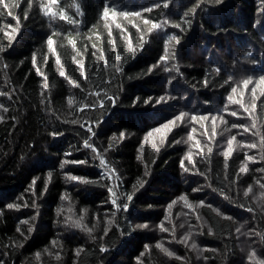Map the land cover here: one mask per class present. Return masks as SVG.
<instances>
[{
	"label": "trees",
	"instance_id": "trees-1",
	"mask_svg": "<svg viewBox=\"0 0 264 264\" xmlns=\"http://www.w3.org/2000/svg\"><path fill=\"white\" fill-rule=\"evenodd\" d=\"M42 4L55 15H45ZM106 6L109 17L102 18ZM61 11L66 19L60 18ZM112 11L141 15L113 19ZM145 20L168 23L149 34L151 25ZM17 23L18 34L9 43L6 33ZM50 35L55 55L47 47ZM171 35L180 43L169 46L166 53L165 41ZM129 38L134 56L128 51ZM0 48L6 49L0 53V264H194L192 252L182 245L180 253L188 260L167 262L161 249L150 244V230L137 227L160 219L163 207L182 195L206 203L199 209L206 223L199 237L208 244L204 252L208 261L232 264L240 259L235 230L245 220L257 230L264 252V172L258 171L264 169V83H259L264 75V0H56L54 4L3 0ZM162 55L169 59L158 64ZM57 56L64 77L59 75ZM76 61L83 62V77ZM174 64L179 72L171 70ZM116 67L122 71L116 72ZM249 78L252 82L244 87L243 80ZM229 95L248 110L229 104ZM105 96L116 98V103ZM161 96L175 99L157 105ZM172 110L188 113L186 119L217 116L223 122L212 138L207 130L213 127L210 118L190 120L200 131L193 134L199 149L187 148L189 129L179 127L155 152L147 134L173 117ZM233 111L238 115L232 116ZM121 132L126 134L123 140ZM230 136L240 141L239 151H233L225 169L222 153ZM89 137L107 168L100 164V156L84 147ZM190 151L195 167L186 159ZM246 154L255 156L249 161ZM65 160L86 163H67L61 169ZM182 160L188 172L181 167ZM241 163L247 172L240 171ZM49 172L53 175L45 187ZM66 174L90 182L71 181ZM139 179L146 181L143 187L138 186ZM253 185L263 202L260 207L248 191ZM132 193L129 203L125 194ZM64 195L69 199L62 200ZM113 199L129 203L128 209L118 210ZM8 204L20 207L9 209ZM81 216L85 227L73 226ZM68 217L72 219L66 223ZM102 246L107 250L101 252Z\"/></svg>",
	"mask_w": 264,
	"mask_h": 264
},
{
	"label": "snow or ice",
	"instance_id": "snow-or-ice-1",
	"mask_svg": "<svg viewBox=\"0 0 264 264\" xmlns=\"http://www.w3.org/2000/svg\"><path fill=\"white\" fill-rule=\"evenodd\" d=\"M0 3H3V0H0ZM49 3H50V4H54V3H56V0H49ZM30 4H31V0H30ZM164 6L167 7L168 5L165 4ZM41 10L43 11V13H44L45 15H49V14L55 15V13H53V9H52L51 7L45 6V5H43V4L41 5ZM151 10H152V9H145V11H151ZM193 11H195V10H193ZM109 13H110V9H109L108 6H106V7L103 9L102 18H108V17H109ZM9 15H11V13H9ZM117 15H120V16H123V17H126V18H127V17H130V16H131V17H139V16L141 15V13H140V12H132V13H129V12H126V11H125V12H120V13H117V12H115V11H112V12H111V16L113 17V19H114ZM60 18H61V19H66L65 15H64V13H63V11H61V13H60ZM70 22H71V21H70ZM144 22H145V24H150V25H151V27H149V28L147 29V32H148L149 34L153 33L155 30L163 29V28H164V25L168 23L167 20H165L163 23H155V22H152V21H149V20H145ZM134 26H135V25H134ZM174 26H175V27H178V28L180 27L179 24L174 25ZM9 27H11V26H9ZM116 27H117V28H120L121 25H120V24H116ZM18 31H19V23H17V26H16L15 28L12 29V32H11V33H6V35H8V37H9V43H11V42L15 39V35L18 34ZM54 35H55V33H54ZM109 36H111V30H109ZM170 42H175V43H174V44H170ZM46 43H47V47H48V49H49V50L55 55V53H56V49H55V47H54L55 41L53 40V37H52L51 35L47 38ZM69 43L72 44L73 47H75V41L72 40L71 38L69 39ZM110 43L113 44V47H114V49H115V42H114V41H110ZM179 43H180V38H179L178 36H176V35H171V36H169V37H168V40L165 41V52H166V53L168 52V48H169V46H171L172 48H175L176 45H178ZM92 47L95 48L96 46H95V45H92ZM141 48H142V45H141ZM4 51H6V49H4V48H0V53H3ZM128 51L131 52V53L133 54V56H134L135 53H136V49L133 48V46H132V42H131V39H130V38H129V41H128ZM93 54L95 55V53H93ZM172 56H173V59H174V58H175V54L173 53ZM100 58H101V59L104 58V54H103V52H101V56H100ZM73 59L75 60V57H74ZM168 59H169V56H168V55H162V56L160 57V60L158 61V64H159V62L167 61ZM120 60H121V55H120L119 52H117V53H116V61L119 62ZM33 62H34V65H35V57H34ZM56 63H57V65H61V61H60V58H59L58 56H57V58H56ZM76 63H78V64L80 65V73H81V76L83 77V76H84V66H83V62H82V61H76ZM155 67H156V65H154L152 68H149L148 71H149V72H152V71H153V68H155ZM171 70H175V71L179 72V68H178V66L175 65V64L173 65V67H172ZM115 71H116V72H121L122 69H121L120 67H116V68H115ZM165 71H170V69H167V68H166ZM37 72H38V74L43 75L42 73L39 72V69H38V68H37ZM59 75H60L61 77H64V76H65V72H64V70H63V66H62V65H61V67H60ZM229 79H231V77H229ZM251 82H252L251 78L243 80V85H244V87H247ZM69 83L74 84L76 87H80V85L77 84V83H76L75 81H73V80H69ZM169 83H171V81H169ZM259 83H264V75L260 76V78H259ZM205 85H207V81H205ZM236 91H237L236 88H232V93H236ZM253 93H255V89H253ZM105 99L111 101L113 104L116 103V98H114V97L105 96ZM137 99H139V98H137ZM170 99H175V97H165V96H161L158 100H156L155 103H156L157 105H159V104H161V103H166V102H168V100H170ZM227 100H228L229 104H239L240 107L243 108L245 111L248 110V109L245 107V105H244L240 100H236V99H234L233 95H229V96L227 97ZM150 102H151V98H149V100H145V101H144V103H145L146 105L149 104ZM42 103H43V101H42ZM68 103H69L70 105L73 103V101H72L71 98H69ZM134 103H135V102H134ZM101 106H103V101H101ZM225 109H227V105H225ZM5 111H6V109H5ZM230 114H231L232 116H237V115H238L237 112H235V111L231 112ZM187 115H188V113L181 111V112H180L177 116H175L174 118L169 119L167 122H165V123L159 125V127H157V128H155V129H153L152 131H150V132L147 134V136H148V137H152V136H153V133H159V134H160V141H159V144H160V145H163V144L165 143V139H166L167 135H168L169 133H171L176 127H178V122H182L183 119H184V117L187 116ZM191 119H192L193 121H197V122H199V121L207 120V119H209V117H208V116H200V117H197V116L193 115V116L191 117ZM220 119H221V122H223V118L221 117ZM211 120H212L213 122H215V121L217 120V117H216V116H212V117H211ZM73 123H75V121H73ZM232 127H233V128H236V127H242L243 130H244L245 132L249 131V129H248L247 127L243 126V125H240V126L232 125ZM253 127H255V125H253ZM88 131H89L90 133H92L93 135H95V133L93 132L92 127H89V128H88ZM194 132H196V129H195V128H193V129L189 132V134H188V140H193V139H194V137H193V133H194ZM53 135H55V133H54ZM125 135H126V134H125L124 132H121V133L119 134V139H120V140H123L124 137H125ZM204 135H207V132H206V131H205ZM215 135H216V124L213 123L212 138H214ZM112 139L115 140L116 137L114 136ZM235 139H236L235 137H232V138H230V139L227 141V148H226V149L223 151V153H222V154H223V157H224L225 169H227V167H228V159H229V157L231 156V154H232L233 151H234V143H233V142L235 141ZM90 141H91V137H89V139H86V140L84 141V147L92 149L93 152H95L98 156H100V153L97 151V149L94 147V145H93ZM110 146H111V145H110ZM194 147L197 148V149H199V148L201 147L200 142L197 141L196 144L194 145ZM247 147H249V148H255L256 145H255V144H248ZM141 148H143V145H141ZM152 149H153V151H155V152H159V150H160L159 146H158L157 144H155V143L152 144ZM105 151H107V150H105ZM208 153H209V156H211L212 148H210V147L208 148ZM66 155H70V153H66ZM186 159H187V161H188L189 164H192V166L195 167V164L193 163V159H192V153H191V151L187 154ZM246 159L249 160V161H252V160H253V157H252V156H248V155L246 154ZM67 163L84 164V163H86V162L83 161V160H80V161H68V160H65V161H62V162H61V165H60L61 169H63L64 166H65V164H67ZM100 164H101V165H104V166L107 168V164H106V161H105V159H104L103 156H100ZM181 167L184 169L185 172H188V171H189V169H188L187 167H185L184 160L181 161ZM240 171H241V172H247L248 169H247V167L245 166V167L241 168ZM258 171L264 172V169H258ZM112 174H113V170L109 169L108 172H107L108 177L111 178ZM199 174H200L201 176H204V173H203V172H200ZM52 175H53L52 172H49V173L47 174L48 179L45 181V187H47V184L51 181ZM147 175H148V173L146 172V173H145V176H147ZM66 179H69V180H71V181H77V182H80V183H89V182H90V181L86 180V179L83 178V177H78V176L70 175V174H66ZM35 183H36V181L34 180V181H33V185H35ZM144 183H146V181L143 180V179H139V180L137 181V184H138L139 187H143ZM257 183H259V181H257ZM261 186L264 187V185H261ZM134 187H136V186H134ZM109 191L112 192V189L109 188ZM193 191H197V189H193ZM125 195H126V200L130 203V202L133 200L134 193H132V194H125ZM245 195H247V192L245 193ZM61 199H62V200H67V199H69V197H68L67 195H64V196L61 197ZM179 199L182 200V201H184V204H185L186 207H189V208L192 207V205L188 202V199H187L186 196H181ZM112 203H113L114 206H116V208H117L118 210H119L121 207H122L124 210H127L128 207H129V203H124V204L121 205V204H118V203H117V200H116V199H113V200H112ZM175 203H176V201H173V202H172V204H175ZM32 204H33V207L36 206V202H35V201H33ZM172 204H170L168 207L171 208V207H172ZM201 204H203V202H201ZM24 206H27V205H24ZM7 207H8L9 209H12V208H19L20 205H19V204H8ZM213 210L215 211V209H213ZM58 211H59V210H58ZM69 211H71V208H69ZM166 218H167V217H166ZM226 218L230 219V217H226ZM32 219L35 220V217H33ZM71 219H72L71 217H68V218L66 219L65 222L67 223V222H68L69 220H71ZM82 221H83V216H81L80 218H78V219L72 221L73 226H75V227H85V226L83 225ZM21 223H23V224H28L29 222H28V221H22ZM108 223H113V221L110 220V221H108ZM137 227H139V228H145V227H147V225H143V224H142V225H138ZM159 228H160V231H162V232H167V231H168V229L164 227L163 222H161V224L159 225ZM85 230L91 232V229H87V228H85ZM20 231H21V229H20V227L18 226V227H17V232H20ZM27 231H28L29 234H31V233L34 231V226H33V227H29ZM107 231H108V230H107V228H106V229H105V234H107ZM209 232H211V230H209ZM21 235H23V233H21ZM27 238H28L27 236L24 237L25 240H26ZM188 239H189V236H188V235H185L184 237L181 238V241H180V242L187 243V240H188ZM52 243L55 245L57 242H56V241H53ZM22 245H23V242H21V243H20L19 245H17V246H22ZM195 246H196V245L193 243L192 247H195ZM155 247L161 249V250L164 251V252H166L168 256H172V255H173L172 252H169L167 249L163 248V245L160 244L159 242L155 245ZM145 248L147 249V248H148V245H145ZM106 250H107V249L104 248L103 246L100 248V251H101V252H104V251H106ZM45 251H47V249H46ZM80 251H81V250L78 249V250H77V254H79ZM36 255H37V257H39V256H40V253H37ZM141 255H143V253H141ZM254 257H255V252H253V253L250 254L249 259L251 260V259H253ZM57 259H59V256H58V255H57ZM259 264H264V262H259Z\"/></svg>",
	"mask_w": 264,
	"mask_h": 264
},
{
	"label": "rangeland",
	"instance_id": "rangeland-1",
	"mask_svg": "<svg viewBox=\"0 0 264 264\" xmlns=\"http://www.w3.org/2000/svg\"><path fill=\"white\" fill-rule=\"evenodd\" d=\"M252 105V104H251ZM177 110H172L171 114L175 115L170 117L169 119L174 118L177 116L180 112H176ZM210 119L212 116H208ZM217 117V116H216ZM191 118V117H190ZM186 119V116L184 117L182 122H178V127H184L188 128L189 132L195 128L197 132H200L198 130V127L193 126V123L190 122V119ZM168 119V120H169ZM166 120L165 122H167ZM165 122L160 123L163 124ZM190 122L191 125L188 123ZM212 122L216 124V128L218 129L220 127V122L221 119L220 117H217V120L215 122ZM159 127V126H158ZM175 128V129H176ZM203 130V129H200ZM209 133H212L213 127L208 129ZM174 131V130H173ZM172 131V132H173ZM204 131V130H203ZM169 133L165 139V143L168 141H171V136L173 133ZM220 132V131H219ZM189 134V133H188ZM194 134V133H193ZM218 134V130H216V135ZM215 135V136H216ZM220 137L223 136L222 134L219 135ZM194 139L193 140H186V146L190 150L196 149L194 145L198 141L195 139V136L193 135ZM210 137V136H209ZM232 138L230 136L226 140V146L223 147V149L227 148V141ZM146 139L150 142V145L152 146L153 143L157 144L160 146L159 141H160V134L159 133H153L152 137H146ZM212 140V139H211ZM221 140L219 141V146L222 148V143ZM184 142V139H183ZM238 142L239 140L235 139L234 143V150L239 151L238 149ZM256 152V150H255ZM255 155H253L254 158ZM257 158V157H255ZM242 166L244 167L246 164L241 163ZM248 191L251 193L253 196V199L255 200L256 204H259V207L263 205V202L261 198L259 197L257 188L253 185L249 187ZM184 196V195H182ZM173 201H176L175 204H172ZM188 202L192 205L191 208L186 207L184 204V201L180 200L178 197L173 199L171 202L166 204L163 207L162 214L160 215V219H158L155 222L145 224L148 230H150V244L153 242L154 245H156L158 242L163 245V248L167 249L169 252H172V256H168L166 252L162 251L163 257L167 259V262L169 261L168 259L171 258H180L185 261H187V257L185 255H182L180 253V250L182 249V246H185L190 252L193 254V261L194 264H213L208 259L206 258L204 252L205 248L207 247V243L202 241L199 237L200 234V228L203 226H206L205 221L201 217V213L199 211L200 206L206 204L203 200L196 201V202H191L188 199ZM203 202V204H201ZM260 202V203H259ZM172 204V207L169 208L168 206ZM211 205V204H209ZM167 217V218H166ZM163 222L164 227L168 229L167 232H162L160 231L159 225ZM243 221V223H239V226L236 227L235 233L238 239V246H239V254L241 255L239 260H236L235 263L232 264H259V262H264V252L262 248L260 247V243L257 239L256 233L257 230H251ZM185 235L189 236V239L187 240V243L180 242L181 238L184 237ZM193 243L196 245L195 247H192ZM255 252V257L253 259H249V256L251 253Z\"/></svg>",
	"mask_w": 264,
	"mask_h": 264
}]
</instances>
